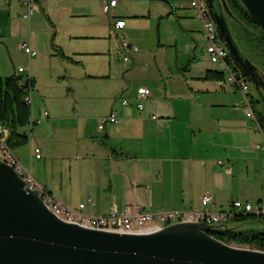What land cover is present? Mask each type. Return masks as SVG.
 I'll use <instances>...</instances> for the list:
<instances>
[{
	"label": "crops",
	"instance_id": "1",
	"mask_svg": "<svg viewBox=\"0 0 264 264\" xmlns=\"http://www.w3.org/2000/svg\"><path fill=\"white\" fill-rule=\"evenodd\" d=\"M20 1L0 0L1 54L23 53L20 43L35 52L24 53L25 71L0 63L1 78L30 79L29 117L18 128L27 135L9 149L53 200L75 209L89 198L81 212L90 216L199 211L204 194L212 211L232 200L264 203L263 110L253 108L255 128L235 106L239 95L220 84L186 1L115 0L103 13V0H36L28 20ZM48 68L67 85L60 96L36 86ZM138 87L149 90L144 99ZM110 112L115 120L98 130L97 119Z\"/></svg>",
	"mask_w": 264,
	"mask_h": 264
},
{
	"label": "water",
	"instance_id": "2",
	"mask_svg": "<svg viewBox=\"0 0 264 264\" xmlns=\"http://www.w3.org/2000/svg\"><path fill=\"white\" fill-rule=\"evenodd\" d=\"M202 1L218 43L248 84L255 104L262 105L264 120V74L233 38L229 22H239L225 0ZM238 1L264 37V0ZM253 222L263 224L261 219L234 225L179 221L139 232L91 229L55 216L0 160V264H264V249L207 234Z\"/></svg>",
	"mask_w": 264,
	"mask_h": 264
},
{
	"label": "built area",
	"instance_id": "3",
	"mask_svg": "<svg viewBox=\"0 0 264 264\" xmlns=\"http://www.w3.org/2000/svg\"><path fill=\"white\" fill-rule=\"evenodd\" d=\"M22 12L21 19L28 20L31 13L37 10L36 0H21ZM115 0H103L101 3V10L103 13H108L110 6H113ZM187 4L194 11L195 17L199 20L201 27V37L205 42V53L208 60L216 66L217 71L227 72L226 79L220 78V84H228L233 87L238 93V100L234 103L235 106L244 109L245 116L253 119L256 123L255 128H259L256 117L253 113L251 106V95L248 84L238 75L232 68L228 61L225 48L218 43L215 32L214 24L209 20L206 15L204 4L202 0H187ZM123 25V20L119 19L114 22L115 28H120ZM122 47L125 45L121 41ZM18 47L27 56H33L35 52L30 49L25 43L18 44ZM135 49V47L133 48ZM122 60L126 61L127 56L122 55ZM17 72H21V68H17ZM27 79L29 76L26 77ZM23 100L29 102L30 87L24 89ZM149 94V90L144 87H138L135 90V95L138 99H144ZM122 105L127 103L126 99H121ZM137 109L142 108V104L137 102L135 104ZM42 115L45 117L46 112L43 111ZM116 116L110 112L105 116L97 119L96 128L102 129L107 122H113ZM151 118H155L154 115ZM0 127V160L4 161L12 167L18 177L23 183V187L32 190L39 199L43 202L44 206L58 218L73 222L83 227L106 230V231H126V232H139L146 231L153 228H160L165 224L179 222V221H194L203 222L206 224L212 223H228L236 216L246 215L252 217H264V203H250L240 200H232L228 210L212 211L208 209L212 198L209 194L202 196V209L199 211L188 210H160V211H144L139 209H124L122 212L115 213L110 209L109 214L106 216H90L81 212L85 204H91V200L86 198L84 202L78 203L75 209L67 208L55 200H53L43 188L37 184L30 174L17 162L11 150L6 146L1 138ZM33 156L39 157V149H33Z\"/></svg>",
	"mask_w": 264,
	"mask_h": 264
},
{
	"label": "trees",
	"instance_id": "4",
	"mask_svg": "<svg viewBox=\"0 0 264 264\" xmlns=\"http://www.w3.org/2000/svg\"><path fill=\"white\" fill-rule=\"evenodd\" d=\"M225 2L237 21L241 24L235 22L247 44L251 46V49L264 55V37L259 28L250 21L245 9L238 0H225ZM215 74L217 77L222 76V73L219 71L215 72ZM27 86L30 87L29 78L21 79L20 76L14 75L0 77V123L7 131L4 142L8 148H12L15 144L23 142L27 135L24 132L18 131V128L23 126L29 117L28 104L23 100L24 89ZM257 117L264 131L261 114H257ZM250 218L253 217L241 215L234 217L233 220L243 222ZM257 218L263 221L262 225L254 224L246 226V229L233 230L215 228L207 231V234L226 243L264 249V217Z\"/></svg>",
	"mask_w": 264,
	"mask_h": 264
},
{
	"label": "rangeland",
	"instance_id": "5",
	"mask_svg": "<svg viewBox=\"0 0 264 264\" xmlns=\"http://www.w3.org/2000/svg\"><path fill=\"white\" fill-rule=\"evenodd\" d=\"M181 1H186L187 0H181ZM229 26H230V30L233 34V38L235 40V42L237 43V45L239 46L240 49L243 50V52L249 56L252 60H254L255 62H257L258 64L262 65L264 67V55L259 54V52H257L256 50L251 49V46H249L242 34V32L240 31L238 25L234 22L231 21L229 22ZM116 42L119 43L118 38H116ZM203 51L205 56L207 57L206 53H205V42H203ZM244 54V55H245ZM245 55V56H246ZM246 56V57H247ZM32 60V59H31ZM32 62V61H30ZM0 63L4 64V65H8L9 66V70L10 72H12V65L14 67V71L16 72L17 68H21L22 70L25 71L28 63H27V57L24 53L22 52H17L14 54H1V50H0ZM39 68L41 67H37V69L39 70ZM22 78L24 77V72L21 73ZM36 86L40 87V88H45L47 91H50L52 93L53 96H60V94L62 93V89H66L67 85L65 83V81H63V77H60V75L57 73V71L54 68H48V69H44L42 71H40V73L38 75H36ZM228 76L227 72L223 73V79H226V77ZM30 94V92H29ZM237 97V95H236ZM238 98V97H237ZM251 106H252V102H251ZM256 109V111H258V107H252V110ZM27 154V152L25 153ZM253 219H257V218H253ZM250 219H247L246 221H253ZM254 224H247V226H251ZM242 229H246V226L243 227Z\"/></svg>",
	"mask_w": 264,
	"mask_h": 264
},
{
	"label": "flooded vegetation",
	"instance_id": "6",
	"mask_svg": "<svg viewBox=\"0 0 264 264\" xmlns=\"http://www.w3.org/2000/svg\"><path fill=\"white\" fill-rule=\"evenodd\" d=\"M245 54V53H244ZM246 55V54H245ZM247 56V55H246ZM247 58H249L255 65H257L258 67H259V69L263 72V74H264V67L262 66V65H260V64H258L257 62H255L254 60H252L249 56H247ZM250 95H251V102H252V107H253V105H254V107H258L259 109L261 108L262 110H263V107H262V105L261 104H258V105H256L255 104V102H254V95H252V92H251V89H250ZM255 97H256V95H255ZM262 114H263V112H262ZM262 114H261V122L264 124V120H263V118H262Z\"/></svg>",
	"mask_w": 264,
	"mask_h": 264
}]
</instances>
